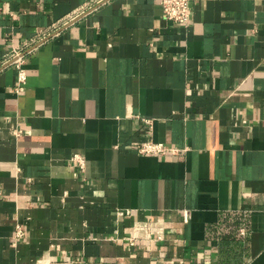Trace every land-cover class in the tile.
Instances as JSON below:
<instances>
[{"label":"crops","instance_id":"1","mask_svg":"<svg viewBox=\"0 0 264 264\" xmlns=\"http://www.w3.org/2000/svg\"><path fill=\"white\" fill-rule=\"evenodd\" d=\"M191 5L0 0V264H264V0Z\"/></svg>","mask_w":264,"mask_h":264},{"label":"built area","instance_id":"2","mask_svg":"<svg viewBox=\"0 0 264 264\" xmlns=\"http://www.w3.org/2000/svg\"><path fill=\"white\" fill-rule=\"evenodd\" d=\"M163 9V15L166 19L178 23L186 28L189 27L192 5L191 0H156ZM88 7H83L75 10L72 14L67 17L61 19L58 22H55L53 25V29L40 33L35 38L26 41L23 45H19L13 47L12 51L7 54L5 57L3 64L11 65L16 73L17 85L15 90L18 92H22L25 89V85L27 83V68L25 66V53L26 49L33 46V44L37 41H42L47 36L51 35L55 32L59 27L66 26L70 24L74 19H76L79 15L86 12ZM146 122L151 125V119L145 118ZM21 129L16 130V133H21ZM186 148L175 147L173 145L167 144L164 141H156L152 137H148L145 139L141 145L139 146V152L143 154H154V155H166L172 153H179L185 151ZM79 165L83 168L85 161L81 155H76ZM184 220L188 222L190 220V211L186 209L184 211ZM147 227L149 228L151 239L156 244L163 240L165 233V226L163 225H155L152 222L148 223ZM143 227L136 226L134 227L135 231L130 233L127 237L128 241L131 245L136 244L137 238L141 237L140 232ZM16 237L23 238L25 235L23 225L19 224L16 226L15 231Z\"/></svg>","mask_w":264,"mask_h":264}]
</instances>
